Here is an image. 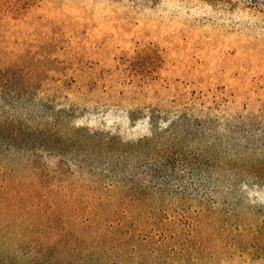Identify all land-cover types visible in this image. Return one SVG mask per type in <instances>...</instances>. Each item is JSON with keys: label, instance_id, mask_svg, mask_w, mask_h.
<instances>
[{"label": "rangeland", "instance_id": "rangeland-1", "mask_svg": "<svg viewBox=\"0 0 264 264\" xmlns=\"http://www.w3.org/2000/svg\"><path fill=\"white\" fill-rule=\"evenodd\" d=\"M0 264H264V0H0Z\"/></svg>", "mask_w": 264, "mask_h": 264}]
</instances>
